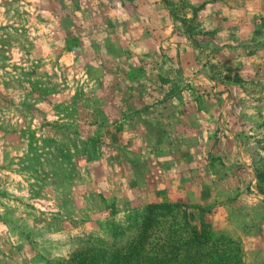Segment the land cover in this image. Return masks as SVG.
I'll return each mask as SVG.
<instances>
[{
	"label": "rangeland",
	"instance_id": "1",
	"mask_svg": "<svg viewBox=\"0 0 264 264\" xmlns=\"http://www.w3.org/2000/svg\"><path fill=\"white\" fill-rule=\"evenodd\" d=\"M158 1L0 0V264H86L163 202L264 264V74L227 94L206 0Z\"/></svg>",
	"mask_w": 264,
	"mask_h": 264
},
{
	"label": "trees",
	"instance_id": "2",
	"mask_svg": "<svg viewBox=\"0 0 264 264\" xmlns=\"http://www.w3.org/2000/svg\"><path fill=\"white\" fill-rule=\"evenodd\" d=\"M86 264H243V248L234 238L215 236L204 216L193 224L184 203L163 202L147 207L128 246L90 256Z\"/></svg>",
	"mask_w": 264,
	"mask_h": 264
},
{
	"label": "crops",
	"instance_id": "3",
	"mask_svg": "<svg viewBox=\"0 0 264 264\" xmlns=\"http://www.w3.org/2000/svg\"><path fill=\"white\" fill-rule=\"evenodd\" d=\"M142 1H146L158 13H163L158 0ZM200 11L199 13L206 19L207 30L215 32L217 42L227 44L224 53L242 80L240 83L221 82L223 86L226 84L225 91L227 94L233 92L239 99L242 95L254 96L244 85L246 82L258 80L264 74V0H218L213 2L206 0L205 4L200 5ZM158 20L161 21V18ZM208 79L216 87L218 83L211 77ZM238 110L232 114H235L233 117L240 120L243 111ZM240 148L238 147V150ZM227 235L236 240L242 239L240 234H234V232L231 234L229 232ZM260 239L261 242H264L263 235ZM248 261L249 259L244 257V263ZM261 262L264 263L263 258Z\"/></svg>",
	"mask_w": 264,
	"mask_h": 264
}]
</instances>
